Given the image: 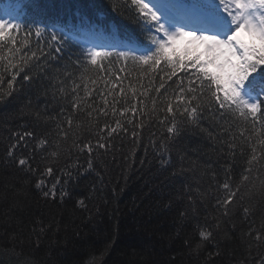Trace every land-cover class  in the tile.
<instances>
[{"label": "trees", "instance_id": "16d2710c", "mask_svg": "<svg viewBox=\"0 0 264 264\" xmlns=\"http://www.w3.org/2000/svg\"><path fill=\"white\" fill-rule=\"evenodd\" d=\"M6 1L12 0H0V4ZM36 1L33 14L44 25L49 20L75 22L81 31L90 20L82 7L95 8L119 31H127L143 46L151 45L130 0ZM213 1L218 3L204 0L210 5ZM185 2L190 4L191 0ZM30 27L15 37L17 51L10 52L13 46L9 45L0 52L5 58L0 61V264H264V188L260 185L264 169L256 165L260 170L252 174L259 178L253 181L255 187L242 189L243 199L228 206V215L217 204L224 196L221 185L225 179L231 176L230 182L238 183L248 167L251 149L245 138L253 134L251 125L227 114L221 117L208 94L205 104L211 112L206 110V118L201 121L206 131L184 127L178 137L168 141L165 152L162 141L167 133L159 123L164 115L163 104L152 112L147 102L148 107L141 105V114L135 117L137 124L143 123L142 129H136L138 141L134 142L130 134H121L112 140L107 153L100 149L89 157L73 146V140L77 144L87 140L95 143L96 114L89 118V109H72V84L64 75L66 68L72 67L69 56L75 60L78 50L71 43L59 55L52 52L56 57L52 59L47 55L48 32L37 37V26ZM32 52L36 57L31 56ZM21 57L26 58L24 71L33 80L22 81L21 72L9 89L14 71L11 64H20ZM99 62L103 69L87 65L85 81L87 77L95 79L97 92L107 91L105 84L110 88L108 81L120 76L131 98L132 89L143 91L140 85L147 87L150 79L155 88L164 75L159 69L158 75L145 74L143 66L131 61L125 66L118 58L106 57ZM73 71L75 76L80 75ZM179 75L186 84L189 73ZM254 75L258 81L264 79V67ZM166 87L171 93L175 85L168 81ZM86 103L99 106L101 97L94 93ZM70 115L73 128L65 140L57 123L67 129L64 118ZM104 119L100 117V127ZM244 127L249 132L240 137ZM26 130L33 136L25 137L12 149L14 156L8 157L11 146L19 139L17 133ZM260 131L264 134V129ZM230 133L238 145L235 157L228 147L232 143ZM39 138L48 139L49 144L38 147ZM53 151L57 156L51 155ZM19 158H28L36 171L20 166L16 162ZM88 159H92L93 169L85 171ZM47 166L53 168V174L41 175ZM68 172L71 176L66 175ZM39 179L45 180L41 189L36 188ZM57 180L60 183L56 184V197H44L43 191L51 189ZM62 191L67 193L63 198ZM245 207L249 208L248 214L243 211ZM201 231H211L213 237L204 240ZM257 232L261 234L260 241L254 238Z\"/></svg>", "mask_w": 264, "mask_h": 264}, {"label": "snow or ice", "instance_id": "6c2138e0", "mask_svg": "<svg viewBox=\"0 0 264 264\" xmlns=\"http://www.w3.org/2000/svg\"><path fill=\"white\" fill-rule=\"evenodd\" d=\"M130 3L134 6L137 22L147 32L151 45L139 55L134 45H125L127 50L118 51L115 55L125 63V66L129 61L133 65L143 66L145 74L158 75L159 69L164 73L159 77L161 83L153 88L150 79L147 87L140 85L143 91L132 89L129 98L122 78L115 76L114 80L108 81L111 84L110 88L107 83L105 84L107 91L97 92L94 87L95 79L87 77L85 82L87 65L103 69L104 65L99 62L100 58L111 57L114 53L89 48L75 60L69 56L72 67L66 68L64 75L72 84L71 107L74 111L89 109L87 111L89 118L93 117V113L96 114L95 143L87 140L77 144L74 139L73 146L79 152H86L91 157L94 151L98 152L100 149L107 153L112 140L121 137V134H130L134 142L138 141L140 136L136 129H142L143 123L137 124L135 117L141 114L140 106L147 108V102H150L152 112L157 111L158 104H163L164 115L159 123L167 133L162 141V146L167 152L168 141L178 137L184 127L192 126L202 132L206 131L201 128V121L206 118V110L211 112L210 106L205 104V97L210 94L211 101L216 105L221 117L227 114L244 125L250 124L253 133L245 138V143L249 144L251 152L250 158L246 160L248 167L241 173L239 182H230L232 178L228 176L221 185L224 196L217 200V204L224 208V215H228V206L234 200L243 199L242 189H247L249 185L255 187L253 181L259 178L253 177V172L264 169V134L260 131L264 129V79L258 81L254 75L258 69L264 67V0H218V7L223 8L224 13L219 17L211 11V6L204 0H191L190 4L185 0H130ZM20 27L19 21L13 22L11 19L0 17V52L9 45L13 46L9 48L10 52L17 51L14 47L16 44L14 33ZM52 28L54 30L37 26L34 34L40 37L43 32L48 31L50 51L47 55L55 59L56 57L51 55L52 52L61 54L73 42V37L59 26ZM241 33H246L247 38H241ZM5 41L7 43H4ZM84 55L87 56V61L82 58ZM31 56L36 57V53L32 52ZM4 59L0 55V61ZM9 63L11 64V59ZM11 67L14 71L9 89L13 88L12 81H15L21 72H24L22 81L33 80V76L24 71L27 67L26 58L21 57V63L11 64ZM73 69L80 73L78 77L74 75ZM179 73H189L186 84L184 77ZM173 77H176V80H173ZM168 81L175 85L171 93H168L166 87ZM59 82L61 85L64 84L63 80ZM60 91L64 92V88L61 87ZM81 92L83 96L80 95ZM94 93L101 97L99 106L86 103ZM37 117L39 118V113ZM100 117L105 118L102 127L99 126ZM64 119L67 129L61 127L60 123H57V128L62 138L67 140L69 129L73 128V119L71 115ZM129 126H132L131 131ZM224 131L228 129L225 128ZM246 132H249V128H242L239 132L240 137H245ZM208 135L211 137L212 133L208 132ZM230 135L232 143H229L228 147L233 150L230 155L235 157L238 145L235 142V135L231 133ZM17 136L19 139L11 146L7 153L8 157H13L12 149L24 141L25 137H32L33 132L26 130L22 134L17 133ZM48 144V139H38V147L45 148ZM56 147H59L58 142ZM243 154L241 147V155ZM51 155L55 157L57 152L53 151ZM16 162L20 166H27L33 172L36 171L29 164L28 158H19ZM161 163L165 161L162 160ZM256 165H260V169H257ZM92 169V159H88L85 171ZM230 170L229 166L227 171ZM52 174L51 166H47L41 173L48 176ZM66 175L71 176V172ZM59 183L60 181L57 180L51 189L43 191L44 197L51 196L54 199L56 184ZM44 185L45 180L39 179L36 188L41 189ZM260 185L264 188V180H260ZM64 195L67 193L62 191L61 198ZM80 204L83 206L84 202L81 200ZM243 211L248 214L249 208L245 207ZM200 236L204 240H209L213 237V233L201 231ZM254 238L260 241L261 234L257 232Z\"/></svg>", "mask_w": 264, "mask_h": 264}, {"label": "bare ground", "instance_id": "6f19581e", "mask_svg": "<svg viewBox=\"0 0 264 264\" xmlns=\"http://www.w3.org/2000/svg\"><path fill=\"white\" fill-rule=\"evenodd\" d=\"M95 96V95H94ZM97 98V97H96Z\"/></svg>", "mask_w": 264, "mask_h": 264}]
</instances>
